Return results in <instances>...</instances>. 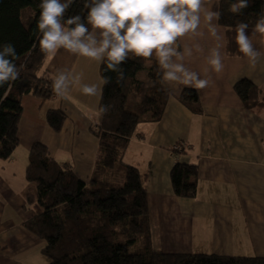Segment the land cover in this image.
<instances>
[{
  "label": "crops",
  "instance_id": "1",
  "mask_svg": "<svg viewBox=\"0 0 264 264\" xmlns=\"http://www.w3.org/2000/svg\"><path fill=\"white\" fill-rule=\"evenodd\" d=\"M214 23L223 38L220 73L206 63L216 42L203 25L202 37L184 40L202 49L185 60L186 67L209 81L197 90L202 111L194 112L180 100L187 86L164 82L171 96L162 119L140 123L123 158L146 174L155 250L264 257V105L249 109L235 89L241 80H250L264 101V57L253 67L242 53L228 55L226 29ZM251 31L247 29L249 35ZM101 64L59 49L45 58L38 73L55 77L59 69L69 68L81 74V84L97 85L96 94L85 95L76 86L66 97H23L19 145L9 158H0V264L49 263L45 240L23 225L33 215L22 195L29 151L41 141L80 178L92 177L101 150L91 129L99 117ZM57 107L67 115L60 131L47 120L48 110ZM177 161L198 166L194 197L174 193L171 172Z\"/></svg>",
  "mask_w": 264,
  "mask_h": 264
},
{
  "label": "trees",
  "instance_id": "2",
  "mask_svg": "<svg viewBox=\"0 0 264 264\" xmlns=\"http://www.w3.org/2000/svg\"><path fill=\"white\" fill-rule=\"evenodd\" d=\"M236 0H220L218 21L226 29V52L239 55L235 25L252 28L264 12V0H249L239 14L229 11ZM41 0H0V45L12 44L19 77L0 86V158L7 159L19 145L22 99L31 94L47 100L54 95L55 78L48 71L38 73L46 56L41 52L37 19ZM31 8L32 16L23 19ZM84 0H76L65 18L85 17ZM86 22V21H85ZM90 28V26H89ZM33 45H36L33 47ZM112 82L103 84L99 117L92 132L100 141V155L92 177L80 178L68 164H61L41 141L30 148L22 195L25 208L33 211L24 226L45 240L48 264H264L261 256H225L207 253H167L152 247L146 174L124 160L137 127L142 122L162 119L171 91L162 81L155 57L148 60L131 56L120 67L124 79L118 85L116 72L105 71ZM37 70V72H36ZM104 82V80H103ZM235 89L246 107L264 105L262 90L243 79ZM179 98L194 112H201L196 89L184 88ZM107 106L106 112L100 109ZM65 111L50 108L49 124L60 131ZM183 147V146H182ZM177 151H181L177 150ZM198 166L176 162L171 177L174 193L181 197L197 194Z\"/></svg>",
  "mask_w": 264,
  "mask_h": 264
},
{
  "label": "clouds",
  "instance_id": "3",
  "mask_svg": "<svg viewBox=\"0 0 264 264\" xmlns=\"http://www.w3.org/2000/svg\"><path fill=\"white\" fill-rule=\"evenodd\" d=\"M76 0H41L37 19L39 47L45 56L54 55L64 49L74 55L83 56L106 65L105 71L116 72V83L124 79L120 67L131 56L148 60L155 57L162 81L200 90L209 81L201 79L199 73L186 67V58L202 51L199 43H185L202 37L201 25L216 42L205 57L206 63L216 73L223 68L220 49L219 21L220 0H84L86 16L73 15L65 18ZM249 0H236L229 11L239 14L248 7ZM86 21V22H85ZM90 26V28H89ZM249 25H235V42L239 51L255 66L264 57V12L254 26L251 35ZM257 45L259 47H257ZM36 45H33L35 47ZM12 44L0 45V86L19 77L13 59L16 57ZM207 71V69H205ZM82 76L69 68L59 69L52 82L58 97H66L72 87L79 86L85 95H95L97 85L81 84ZM107 85L110 76L103 78ZM107 106L100 109L106 112Z\"/></svg>",
  "mask_w": 264,
  "mask_h": 264
},
{
  "label": "rangeland",
  "instance_id": "4",
  "mask_svg": "<svg viewBox=\"0 0 264 264\" xmlns=\"http://www.w3.org/2000/svg\"><path fill=\"white\" fill-rule=\"evenodd\" d=\"M32 10H31V8H26L24 11H23V19L25 20V21H28L29 19H30V17L32 16ZM42 66L43 65H41V67H40V69L42 68ZM37 70H38V68H37ZM37 70H36V72H37ZM176 149L177 148H179V146H176L175 147Z\"/></svg>",
  "mask_w": 264,
  "mask_h": 264
}]
</instances>
